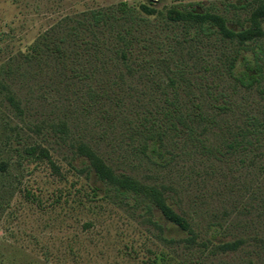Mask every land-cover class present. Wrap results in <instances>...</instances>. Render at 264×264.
Wrapping results in <instances>:
<instances>
[{
	"label": "rangeland",
	"instance_id": "obj_1",
	"mask_svg": "<svg viewBox=\"0 0 264 264\" xmlns=\"http://www.w3.org/2000/svg\"><path fill=\"white\" fill-rule=\"evenodd\" d=\"M245 1L0 0V264H155V257L157 264H264V138L250 150L228 151L224 146L223 154L180 149L176 161L155 166L131 151L126 129L120 121L113 122L111 103L89 107L85 93L90 82L97 86V78L111 83L112 97L114 91L124 99V113L130 116L131 109L135 115L142 100L158 97L153 74L126 72L108 50L102 61L94 54H71L65 68L50 52L54 44L82 51L73 26L91 10L122 2L135 7L152 3L157 9L174 3L197 4L199 9L201 4L228 17L237 13L242 21L247 13L231 4ZM150 20L160 32H184V27L158 16ZM229 25L239 29L233 22ZM181 39L179 46L169 41L192 71L188 78L199 82L192 77L206 73L211 80L213 75L204 70L206 63H214L219 89L229 86L222 74L236 44L216 33L193 42ZM257 44L264 50V37L250 43ZM84 62L104 66L93 80H81L71 66ZM227 90L238 107L216 115L217 124L206 132L209 144L229 141L242 111L264 114V93ZM180 95L188 96L183 89ZM132 103L135 106L128 108ZM81 142L116 170L165 185L174 209L192 222L196 243L161 240L155 220L167 238L180 240L189 234L153 205L108 189L79 154ZM38 145L48 149L50 159L28 155L27 148ZM215 229L216 238L207 242ZM235 240V249L217 248Z\"/></svg>",
	"mask_w": 264,
	"mask_h": 264
},
{
	"label": "trees",
	"instance_id": "obj_2",
	"mask_svg": "<svg viewBox=\"0 0 264 264\" xmlns=\"http://www.w3.org/2000/svg\"><path fill=\"white\" fill-rule=\"evenodd\" d=\"M195 5L197 4L174 3L157 9L152 3H141L139 7H135L122 2L116 7L91 10L78 21V25L73 26V30L77 31L78 47L81 46L79 48L82 51L77 53L76 49L68 50L59 44H54L55 47L50 50L51 56L55 54L63 68L71 54H94L97 60L102 61L108 50L113 56L112 60L120 62L126 72L137 71L144 76L148 72L153 74L158 97L142 100L141 108L135 115L131 114V109L130 116L124 113V99L114 91L112 97L111 83L104 84L96 77L97 86H92L90 82L85 93L89 107H98L107 100L111 103L109 108L114 111L111 113L113 122L120 121L126 129L131 151L140 153L142 158L158 167L164 168L176 161L182 156V153H178L180 149L183 152L198 149L204 153L223 154L221 148L224 146L228 151L250 150L264 138V114L260 116L251 111H242L239 118L241 123L236 125L237 130L229 141L218 140L217 143L209 144L206 139L207 130L217 124L216 115L228 110L235 111L234 108L238 107L232 102L228 87L232 92L241 87L246 91L257 89L260 94L264 93V50L259 44L250 45L264 37V0H246L239 5L231 4L235 9L247 13L242 21L237 13L235 17H228L212 6L205 7L200 4L197 9ZM151 16H158L160 20L173 26H182L184 32L181 36L179 32L172 35L160 32L150 20ZM231 22L237 24L239 29L230 27ZM213 33L236 44L235 55L229 59L226 73L222 74L229 80L226 82L229 84L226 85L227 88L224 85L219 89L220 83L214 73L216 70L211 69L217 68L214 63H206L204 70L213 75L211 80L204 75L206 73L192 77L200 80L199 82L188 78L187 73L192 71L183 64L182 58L177 56L176 48L169 41L175 40L179 46L182 43L181 38L184 42H193L200 40L201 36ZM103 66L104 64L95 63L94 66L84 62L71 68L81 80L90 78L91 81ZM194 84L198 85L193 86ZM194 87L199 92L197 95L193 92ZM181 89L188 95L187 98L181 97ZM188 89L189 92H186ZM132 106L135 104H129L128 108ZM26 151L33 158L50 159V153L45 147L31 146ZM78 151L81 156H85L90 169L108 189L131 197L134 201L140 200L148 206L153 205L166 220L189 234L180 240L167 238L163 234V227L155 220L161 240L169 243L183 241L189 246L196 243L198 234L192 222L174 209L165 185L148 184L130 173L116 170L87 143L81 142ZM0 167L4 166L0 164ZM216 236L215 229L206 239L207 242H212ZM202 244L206 246L205 242ZM238 245L239 241L235 240L221 242L217 248L223 251L232 250ZM157 258L155 257V264Z\"/></svg>",
	"mask_w": 264,
	"mask_h": 264
}]
</instances>
